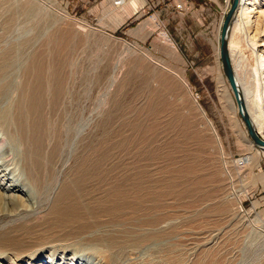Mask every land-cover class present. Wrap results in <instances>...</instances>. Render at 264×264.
I'll use <instances>...</instances> for the list:
<instances>
[{
    "label": "rangeland",
    "instance_id": "obj_1",
    "mask_svg": "<svg viewBox=\"0 0 264 264\" xmlns=\"http://www.w3.org/2000/svg\"><path fill=\"white\" fill-rule=\"evenodd\" d=\"M116 1L0 0V54L11 48L20 54L10 64L1 108L19 96L30 55L50 50L58 40L55 48L70 52L63 99L67 132L47 197L27 178L20 140L0 129V235L13 225L42 220L86 146L97 144L110 164L139 162L137 150L147 147L149 156L143 153L141 161L150 160L153 176L165 178L170 188L162 224L168 238L132 252L124 248L120 258L113 254L114 264H154L161 252L184 264H264V150L252 143L236 112L218 52L231 0H163L152 6L146 0ZM240 18H234L231 37L245 31ZM133 125H141L140 135L132 134ZM243 159L247 164L239 163ZM12 197L26 200L17 211ZM17 212L23 215L14 217ZM49 238H15L12 246L28 250L14 255L7 246L0 250V264H106L97 257L105 249L101 245H56ZM34 240L50 245L32 253Z\"/></svg>",
    "mask_w": 264,
    "mask_h": 264
},
{
    "label": "bare ground",
    "instance_id": "obj_2",
    "mask_svg": "<svg viewBox=\"0 0 264 264\" xmlns=\"http://www.w3.org/2000/svg\"><path fill=\"white\" fill-rule=\"evenodd\" d=\"M228 1L225 0V3L227 4ZM236 15L241 17L240 20L244 24L245 31L243 34L231 37L230 31L235 30L236 26L234 22ZM2 21L4 20L2 19ZM3 26L8 28L7 24ZM2 40L3 36L0 35V44ZM48 41L50 42V40ZM58 42L59 40L56 43L52 42L54 46L50 50H42L30 55V59L24 68L22 77L24 80L19 89V96L15 100L9 101L7 106L0 107V129L7 131L9 136L17 137L20 140L19 143H21L23 150V159L22 156L21 159L27 178L35 188L36 193L44 197H47L48 190L54 188L53 182L57 176L55 166L60 162L64 136L67 132H65L67 121L64 117L66 109L63 99L68 92L67 76L69 75L70 52L68 53L66 47L64 50L58 51V47L55 48ZM227 44L232 70L240 97L245 103L246 113L251 119L256 134L264 141V135L261 134L264 127V0H239L228 29ZM248 47L250 51L247 50ZM245 51L248 52L249 57H251L249 59L253 64L246 60ZM253 54L254 61H252ZM19 57V52L13 48L1 52L0 93L6 90V83H8L6 77L11 68V62ZM233 104L240 116L234 99ZM196 107L202 120H206L211 127L210 121L202 109L198 105ZM140 126L133 125V130L130 129L133 135L139 134L140 131L136 130ZM146 130L150 131L147 128ZM147 137H142V140L147 139ZM136 140L138 141V139ZM124 141L129 142L125 138ZM119 147L124 148L126 146L121 145ZM258 148L264 150V148ZM122 151L131 154L124 149ZM137 153L138 156H141L139 162L118 163L119 160L117 159L118 162L112 161L110 164L103 155L102 158L107 162L101 159L100 148L97 144L86 146L66 177L62 182L59 181L61 183L54 197L51 198V201L49 200L48 209L44 205L47 211L42 216V220L23 222L8 228L4 235H0L3 238L0 243V250L7 249L9 246V251H13L14 255H21L26 253L28 249L18 250L17 246H12L15 238L29 240V236L49 235L50 238L47 242L56 245H59L58 243H72L74 240L80 241V244L101 245L105 249L99 253L96 251L97 257L99 256L106 264H114L116 259L113 254H117V258H120L124 248H128L132 252L133 249L166 240L168 235L162 229V224L163 220L166 219L164 214L167 209L166 197L170 191L169 184L165 178L153 176L155 175L152 174L153 167L149 165L150 163L148 164V161L151 162L150 160L141 161L143 153L149 156L147 147L138 149ZM247 161L243 159L239 163L247 164ZM32 186L29 187L32 188ZM15 188L13 186L12 190ZM35 190H32L33 193ZM12 201L15 203L10 204L11 209L17 211L16 208L23 206V202L26 200L22 201L20 197H12ZM21 215L23 212H17L13 216L19 217ZM107 227L111 228L110 233L103 234L101 231ZM34 241L31 246V249L33 247L32 253H34L33 250L41 253L43 246L50 245H40L36 243V240ZM2 243L10 244L4 245ZM100 248L98 250H101ZM163 253H160V260L158 259L159 261L154 262V264H184V260L177 258L170 260ZM145 264L153 263L146 261Z\"/></svg>",
    "mask_w": 264,
    "mask_h": 264
},
{
    "label": "water",
    "instance_id": "obj_3",
    "mask_svg": "<svg viewBox=\"0 0 264 264\" xmlns=\"http://www.w3.org/2000/svg\"><path fill=\"white\" fill-rule=\"evenodd\" d=\"M239 0H231V4L223 18L220 36H219V59L222 64V69L225 75V78L228 82L229 88L233 94L234 100L236 102L237 108L239 110L241 120L245 126L247 134L252 141V143L260 148H264V141L261 140L252 125L249 115L246 113L245 103L240 97L239 90L236 84V79L234 72L232 70V65L228 53V44H227V33L230 26V23L233 19L234 13L236 11Z\"/></svg>",
    "mask_w": 264,
    "mask_h": 264
},
{
    "label": "built area",
    "instance_id": "obj_4",
    "mask_svg": "<svg viewBox=\"0 0 264 264\" xmlns=\"http://www.w3.org/2000/svg\"><path fill=\"white\" fill-rule=\"evenodd\" d=\"M122 1H123V0H122ZM118 2H119V1L117 0V1L115 2V5L118 4ZM158 3H164V1H163V0H159ZM177 5H179V6H178V9H181L182 5H181V4H177Z\"/></svg>",
    "mask_w": 264,
    "mask_h": 264
},
{
    "label": "crops",
    "instance_id": "obj_5",
    "mask_svg": "<svg viewBox=\"0 0 264 264\" xmlns=\"http://www.w3.org/2000/svg\"><path fill=\"white\" fill-rule=\"evenodd\" d=\"M153 1H154V2H155V1L158 2L159 0H146V3H147V2H148V3L150 2V5L152 6V5H154V4H153V3H154Z\"/></svg>",
    "mask_w": 264,
    "mask_h": 264
}]
</instances>
